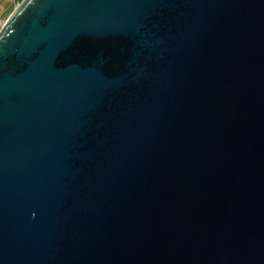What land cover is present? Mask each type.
Wrapping results in <instances>:
<instances>
[{
	"label": "water",
	"instance_id": "95a60500",
	"mask_svg": "<svg viewBox=\"0 0 264 264\" xmlns=\"http://www.w3.org/2000/svg\"><path fill=\"white\" fill-rule=\"evenodd\" d=\"M0 264H264V0H21Z\"/></svg>",
	"mask_w": 264,
	"mask_h": 264
},
{
	"label": "rangeland",
	"instance_id": "374dc122",
	"mask_svg": "<svg viewBox=\"0 0 264 264\" xmlns=\"http://www.w3.org/2000/svg\"><path fill=\"white\" fill-rule=\"evenodd\" d=\"M17 4L16 0H0V27Z\"/></svg>",
	"mask_w": 264,
	"mask_h": 264
},
{
	"label": "built area",
	"instance_id": "2783aa9c",
	"mask_svg": "<svg viewBox=\"0 0 264 264\" xmlns=\"http://www.w3.org/2000/svg\"><path fill=\"white\" fill-rule=\"evenodd\" d=\"M21 0H16L17 3H19Z\"/></svg>",
	"mask_w": 264,
	"mask_h": 264
}]
</instances>
